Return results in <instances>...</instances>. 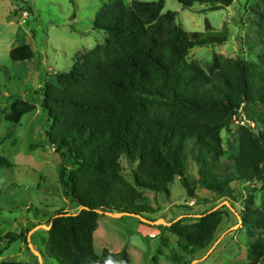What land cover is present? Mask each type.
Listing matches in <instances>:
<instances>
[{"label": "trees", "instance_id": "obj_1", "mask_svg": "<svg viewBox=\"0 0 264 264\" xmlns=\"http://www.w3.org/2000/svg\"><path fill=\"white\" fill-rule=\"evenodd\" d=\"M177 1L186 7L201 3L203 11L232 0ZM245 10L247 55L216 53L202 65L187 58L188 49L226 40L230 32L225 23L216 28L204 19L203 29L186 30L175 20V10H162V0L99 5L91 26L105 32L102 42L35 90L48 120L46 140L60 157L61 191L75 205L46 219L41 258L57 264H130L124 249L94 250L97 211H154L141 200V189L167 195L168 183L178 176L188 197H194L196 181L218 197L231 195V180L245 182L243 207L236 214L245 236V264H264V209L253 205L255 182L264 185V109L257 107L264 106V0H253ZM8 55L26 59L33 50L22 42L11 46ZM4 102L3 117L11 122L34 107L15 93ZM239 110L243 122L236 124V149L230 162L221 165L220 131ZM188 151L198 166L196 181L186 176ZM121 156L135 163L130 180L121 173ZM3 166L10 161L0 154ZM217 203L190 221L175 215L160 225L176 235L185 253L193 254L213 236L222 215ZM6 237L13 239L16 233ZM0 264L24 263L0 259Z\"/></svg>", "mask_w": 264, "mask_h": 264}, {"label": "rangeland", "instance_id": "obj_2", "mask_svg": "<svg viewBox=\"0 0 264 264\" xmlns=\"http://www.w3.org/2000/svg\"><path fill=\"white\" fill-rule=\"evenodd\" d=\"M107 0H0V154L10 166L0 167V259H17L24 264H37L32 248L43 249L41 237L46 235L42 224L56 210H74L73 202L64 197L57 177L60 157L46 140L48 120L40 106L36 87L53 82V73L67 69L75 59L98 42L105 32L92 28L96 9ZM128 2L129 0H124ZM253 0H232L230 4L203 10V4L186 7L177 0H162V10L176 11L175 20L186 30L203 29L204 19L213 27L225 23L230 35L215 45H194L187 58L205 65L216 53L224 56H246L244 37L249 16L245 7ZM251 36L249 35V38ZM27 42L33 55L26 59H11L9 48ZM15 93L32 102L34 107L21 114L17 122L3 117L4 99ZM264 109V106L257 104ZM243 116L239 110L228 126L220 131L224 153L219 163L230 162L229 154L236 149V124ZM250 124H252L250 122ZM121 173L130 180L129 163L119 158ZM197 163L191 152L186 155V176L196 181ZM230 196L218 197L201 183H194V197H188L178 176L168 183V194L141 189V200L154 211L142 212L146 219L171 216L192 220L194 214L212 202L222 210L209 243L193 254L185 253L176 242V235L162 227L131 214L119 216L99 212L92 232L94 250L103 247L111 251L124 249L130 264H245V236L236 216L243 207L245 182L234 179ZM227 201V205L223 202ZM179 204H182L180 206ZM230 205V206H229ZM253 205L264 209V185L255 182ZM115 212V211H112ZM187 212V214H182ZM7 232L16 237L7 238ZM28 248H27V247ZM40 253V252H39ZM189 259V260H188ZM39 264V263H38ZM41 264H57L52 258H41Z\"/></svg>", "mask_w": 264, "mask_h": 264}, {"label": "water", "instance_id": "obj_3", "mask_svg": "<svg viewBox=\"0 0 264 264\" xmlns=\"http://www.w3.org/2000/svg\"><path fill=\"white\" fill-rule=\"evenodd\" d=\"M223 202L227 205V201L226 200H223ZM219 204V203H218ZM218 204H216L214 207H216ZM230 206V205H229ZM97 212H101V211H97ZM105 213L107 214H112V215H116V216H119L121 214H127L129 212H123V211H115V212H112V211H104ZM135 216H137L140 220L144 221V222H148L149 224L151 223H156V222H161V223H169L168 221H164L162 218H156V219H153V220H149V219H146L144 216L142 215H139V214H134ZM238 218V217H237ZM238 221H239V218H238ZM42 226L44 227H48L49 225H45V224H42ZM27 238V244L28 246L33 250V252L37 255V258H38V263L41 264V255L39 253V251L37 249H34L32 248L31 246V243L30 241L28 240V236H26Z\"/></svg>", "mask_w": 264, "mask_h": 264}, {"label": "built area", "instance_id": "obj_4", "mask_svg": "<svg viewBox=\"0 0 264 264\" xmlns=\"http://www.w3.org/2000/svg\"><path fill=\"white\" fill-rule=\"evenodd\" d=\"M243 122V120L242 119H239V123H242Z\"/></svg>", "mask_w": 264, "mask_h": 264}, {"label": "clouds", "instance_id": "obj_5", "mask_svg": "<svg viewBox=\"0 0 264 264\" xmlns=\"http://www.w3.org/2000/svg\"><path fill=\"white\" fill-rule=\"evenodd\" d=\"M107 264H112V262H111V261H109V262H107Z\"/></svg>", "mask_w": 264, "mask_h": 264}]
</instances>
